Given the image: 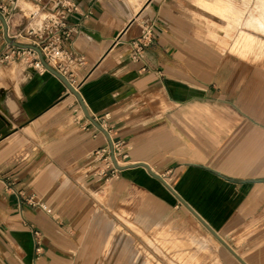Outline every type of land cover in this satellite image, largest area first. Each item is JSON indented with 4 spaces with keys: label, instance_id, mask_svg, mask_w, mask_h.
<instances>
[{
    "label": "crops",
    "instance_id": "obj_1",
    "mask_svg": "<svg viewBox=\"0 0 264 264\" xmlns=\"http://www.w3.org/2000/svg\"><path fill=\"white\" fill-rule=\"evenodd\" d=\"M45 1L17 0L8 31L37 23L26 15ZM72 1L64 45L85 62L71 84L121 144L118 163H146L246 264H264V74L193 38L190 0ZM195 1L220 20L222 3L232 14L238 0ZM140 22L153 40L134 62ZM5 43L0 23V50ZM106 146L55 75L0 64V264H140L158 249L206 257L190 241L218 264H240L210 233L192 236L191 226L208 230L144 167L111 174L95 154Z\"/></svg>",
    "mask_w": 264,
    "mask_h": 264
},
{
    "label": "built area",
    "instance_id": "obj_2",
    "mask_svg": "<svg viewBox=\"0 0 264 264\" xmlns=\"http://www.w3.org/2000/svg\"><path fill=\"white\" fill-rule=\"evenodd\" d=\"M17 0H1L0 14L7 22L11 18L16 8ZM77 9L76 4L72 0H47L36 8L34 12L30 11L26 17L33 18L38 16L37 23H31V20L26 22L21 27H17L13 32L7 29V37L10 40L16 41L18 38H29L27 44L34 45L39 48L45 62L55 71L63 75L71 84L75 67H78L85 62L83 55L75 53L66 48L64 41L68 39L74 28H68L65 20L67 15ZM140 34L138 39L130 41V59L134 62H140L143 57V50L153 40L152 24L140 22ZM14 59H18L37 71H46V68L41 64L36 51L30 48H22L11 45L6 41L3 49L0 50V64L8 63ZM141 67L140 70H143ZM72 85V84H71ZM95 154L106 160V164L110 166V172L113 174L115 169L111 163L109 156V147H103L95 151ZM113 154L118 163L119 156H125L120 143H113ZM119 164V163H118ZM106 173L105 169L96 172L100 177ZM28 201L35 204L36 201L29 197ZM42 209L45 206L39 204ZM35 243L38 244V232L34 231Z\"/></svg>",
    "mask_w": 264,
    "mask_h": 264
},
{
    "label": "rangeland",
    "instance_id": "obj_3",
    "mask_svg": "<svg viewBox=\"0 0 264 264\" xmlns=\"http://www.w3.org/2000/svg\"><path fill=\"white\" fill-rule=\"evenodd\" d=\"M192 3L197 4L195 0H190L185 9L193 26L192 37L195 40L215 45L216 52L222 56L237 57L239 70L264 74V0H238L236 12L232 4V14L225 11L228 3L223 2L220 20L212 13H206L198 8L193 9ZM191 233L194 238H197L199 233L210 235L208 231L204 232L193 226H191ZM166 245V243L159 242L158 247L165 250ZM198 247L197 242L190 241V253L198 255L200 251H203L201 255L205 253L206 257H189L188 259L179 254L172 259L165 255V251L161 252L158 249L156 259L142 256L140 264L146 262L147 264H182L184 261L189 264H218L208 247L206 252L198 251Z\"/></svg>",
    "mask_w": 264,
    "mask_h": 264
},
{
    "label": "water",
    "instance_id": "obj_4",
    "mask_svg": "<svg viewBox=\"0 0 264 264\" xmlns=\"http://www.w3.org/2000/svg\"><path fill=\"white\" fill-rule=\"evenodd\" d=\"M0 23L2 25V29H3V34L4 37L6 39L7 42H9L11 45L16 46V47H22V48H30L33 49L34 51L37 52L38 54V58L39 61L41 62V64L46 68V70L48 72H50L51 74L55 75L67 88L68 92L71 93L77 100L84 116L100 131H102L106 137H107V142H108V147H109V156H110V160L111 163L113 165V167L117 170H122L128 167H133L136 165L142 166L144 167L148 173L158 179L171 193H173L178 200L195 216V218L208 230V232L240 263V264H246L243 259H241V257L239 255H237V253L209 226L205 223V221L193 210L191 209L174 191L173 189L168 185V183L158 174L154 173L149 166L146 163H135V164H128V165H120L116 162L114 154H113V142L111 140V138L109 137L107 131L100 126L86 111L85 106L83 104V101L77 91L76 88H74L69 81L60 73H58L57 71H55L53 68H51L43 59L41 52L39 50L38 47L31 45V44H22V43H18L15 42L13 40H10L7 37V24L5 19L3 18V16L0 14Z\"/></svg>",
    "mask_w": 264,
    "mask_h": 264
}]
</instances>
